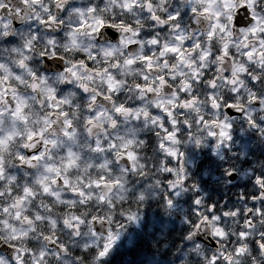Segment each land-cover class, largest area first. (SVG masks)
<instances>
[{
    "label": "snow or ice",
    "instance_id": "snow-or-ice-1",
    "mask_svg": "<svg viewBox=\"0 0 264 264\" xmlns=\"http://www.w3.org/2000/svg\"><path fill=\"white\" fill-rule=\"evenodd\" d=\"M24 7H28L29 4L35 6L40 4L41 0H21ZM63 0H55L57 5L61 4ZM199 2H207L208 7H205L202 12H197L196 8H192L194 15L214 16L215 21L211 24L209 31L206 33L207 48L201 43L199 37L196 38L194 43L189 45L185 44L188 39L186 34L180 33L173 37L176 41L175 44H170L166 41L161 43L159 39L153 36L146 42L139 39H126L120 37L119 44L129 49L135 48L137 45L143 47L145 43L156 49L151 55L144 54L138 57L125 58V66H133L142 63L146 66L148 72L156 71L157 67L153 65L154 58L163 59L165 70L170 75H157L154 79L149 80V77L145 75L143 77V83L137 81L135 89L138 93H152L154 86L158 84L159 87H167L169 80H176L177 74H175L174 66L170 65L168 56H171L178 64L183 65L190 72L191 79H183L184 73L179 72L178 75L182 78L179 83L181 87L178 89V93H183V96L177 95V100L168 101L166 106L163 103H157L156 109L164 113L165 119L161 120L159 116L153 115L151 112L137 108L133 105L125 103L116 104L113 101V111L115 115L108 114V127L117 129L120 126V119L125 118V131L126 135H114L109 136L107 130L103 133V139L99 135L93 136L94 130L97 127V121H102L104 118L103 112H94L90 115L85 124L87 127V136L90 138L86 147V151L94 154L93 158L88 162L87 167H99L106 169L109 173L122 171L124 173L136 172V161L138 159L137 153L134 150L137 144H143L144 140L136 127H127V122L132 120L139 123L141 120L149 122L151 127L156 131L152 135L155 137H162L159 143V148L170 158L167 164L171 163V160H175L180 164L179 168L171 166H165L164 171L167 173V187L166 195L163 197L164 202L169 210L174 208L176 201L173 200V196L177 200L189 192L193 193L190 196L191 208L190 215L187 223L190 225V229L187 231V239L192 240L193 235L198 232L202 226L211 231V235L219 242H223L225 239H229V233L227 231L229 227V221L237 222L238 229L237 234L239 240H237V247L234 252L236 256L244 254L247 249L240 244V241H248L252 239V243L256 245L257 250H264V174L254 177L255 185L257 189L251 193H240L237 199L243 201L242 205L234 204L228 207L223 205L217 207L215 203L205 201V198L201 195V188L196 183L189 184L188 177L184 174V167L181 163L184 157V153L172 147L180 143V135L182 132H187L188 138L191 140V131L194 126L201 131L207 129V137L212 142L215 154L221 159H224L225 152H230L234 143V130L237 128L235 118H242L239 125L243 128L245 125L248 129L258 132L261 136H264V119H260V113L264 112V40H261V48H249L247 44V35L238 42L237 46L241 48L240 56L241 62H237L230 43L225 42L222 46H217L216 35L220 33H226V26L220 22V13L213 12L212 7L216 0H199ZM224 4V10L230 11V5L233 4V0H221ZM254 0H242L241 8L245 10L252 7ZM126 9H131L140 6L138 0H125L124 4ZM148 11L151 13V20L157 24H174L180 20L179 14L169 15L167 20L162 19L155 12H152V4L146 3ZM49 12L46 17L37 15L35 21L42 25L48 26L45 33L41 35L39 29L35 30L23 38L22 32L16 31V36H13L12 31L18 30L21 27L20 22L13 21L11 19L14 14L16 17H23L24 13L21 7H13L0 0V12H6L7 18L0 15V38H7V41L13 45H17L20 41L17 37L22 38L23 42L19 47L13 46L12 52L16 53L18 59L16 65L19 70H26L29 79H25L20 74H14L10 68L4 63L0 62V182L7 181L9 197H12L11 185L19 181V177L16 175H7L4 155L9 152L11 143L15 142V137L18 134L11 130L12 125L15 123L25 124L29 123V114L27 109L29 108V102L33 105L40 100H44L47 107L51 111L45 116L44 123L47 127L42 128L39 133L29 131L25 142L21 145L23 149L27 151V155L21 152L15 154V160L18 167L36 168L40 162L47 158L52 159L50 154L49 145L52 148L57 146L56 140H49L45 138V133L52 128L51 120L49 116L64 117L62 136L67 140L78 141V133L74 129L73 121L69 119V113L61 110V105L69 103L68 100L61 98V94L57 92L55 86L50 84L47 76H42L39 71H35L30 67L33 62L32 57L28 54L33 52V48L37 43H44L46 46L40 49L39 56L49 64L54 61H60L65 65L61 72L57 73L56 79L65 85H70L73 80L77 81V88L85 95L89 92V84L84 82L85 80H92V76L84 77L81 75V70L84 72L92 71L96 75H105V83L107 85V91L111 93H118L119 88L123 87L120 80L116 79L108 67H105L102 72L100 70L91 69L85 65L83 61L79 64L71 63L63 56L59 55V48L57 46V38L59 37V28L56 30L55 36L52 35L51 25L63 26V20H58L56 16L51 15L50 9H45ZM63 11V9H61ZM81 17V22L78 26H73L70 32L65 33L64 40H67L71 45L78 46L77 36L84 33L85 29L90 31L87 33L92 36L95 33H99L105 29V27L112 29H120L124 33H131L132 37L141 36V32L134 29L124 23L120 24H108L105 25V21L96 17L94 24H90L87 19H84V11L81 9H74ZM96 8L90 7L87 9L89 15L95 13ZM228 19L231 21L232 17ZM252 21L256 23V26L248 29V32L255 35L258 31H264V28L260 27L261 21L255 15L252 16ZM31 25L32 19L29 17L26 21ZM137 27L140 25V21L136 22ZM180 25L176 24L174 30L179 31ZM244 30L241 29V32ZM151 35V33H149ZM230 35V33H228ZM223 38V37H222ZM65 51H71V47L67 44L64 46ZM116 49L104 50L106 57H111L115 53ZM123 55V52L120 53ZM196 54L199 57V63L194 60H187L190 55ZM90 59L94 60L95 56H90ZM217 62V63H212ZM38 63V61H37ZM109 63V61H105ZM212 64L216 68V71L209 75V65ZM221 65H227L221 67ZM120 62L112 64L113 69L120 68ZM222 73V79H221ZM10 77L24 87L29 88L33 93L39 92V96H22L19 94L16 87H14L10 81ZM67 77H71L68 79ZM218 82L230 89L228 96H222L218 98L216 93ZM204 85L210 90V94L207 95V100L210 104L211 110L217 115L213 118H209L206 115H200V110L195 107L198 104L199 98L194 92L189 90L193 88V85ZM42 85H48L42 88ZM241 94H243L241 96ZM97 95H100L97 93ZM238 97L240 98L238 101ZM96 96H92L88 105L89 111L92 110V105L96 102ZM105 100H111V95L104 96ZM143 96L140 99L143 100ZM4 105H7L5 108ZM45 104L41 103L40 107H44ZM176 109L183 111L193 110L196 113V119L194 122H190L187 119L183 120V124L176 118ZM9 127V131L5 133V126ZM104 127L103 123L99 125ZM23 138V137H22ZM40 139L44 145L45 151L36 150L35 140ZM202 140L197 137L195 139V145L201 146ZM107 154L101 158L102 154ZM83 152H77L75 150H69L67 155L62 159L61 165H44L45 175H34L32 182L39 186L40 192L49 200H54L59 206L57 212L56 209L49 206L47 208V215L37 212L34 215H22L21 209L24 208L26 202L34 200L38 193L33 190L29 183H25L22 194L16 195L13 199L10 207H4L3 212L8 214L11 209H15V219L17 221L23 220L32 227L29 231L22 232L19 235H13V240L26 239L31 233H37L39 238L46 241L52 248L56 249L55 259H60L61 252H67L69 249L65 247L61 242L60 234L58 230L63 229L70 237H73L75 242L80 244L82 249L86 253L91 251L95 255L97 264H107V257L113 251L117 242L120 240V229L124 226L117 224L115 228L109 227L106 233H103L97 224L108 223L112 224L111 215L105 217L101 212H87L82 213L81 209H84L88 205V201L95 197L98 200V204L101 209L113 208L114 202L111 197V189L119 187L122 191L124 185L119 178L110 179L109 175H101L98 179L91 183H85L83 177H81L78 183H73L71 178V172L73 169L80 167V160L82 159ZM124 162L125 167L120 169L118 165ZM111 166V167H110ZM143 167V165H141ZM230 168L225 169V176H232ZM159 183V181H157ZM62 185L63 190L59 189ZM80 185H83L81 187ZM55 186V189H54ZM105 189L108 191L100 193L98 196L96 192L85 191V189ZM5 195L0 191V197ZM141 201L145 199L144 194H140L138 197ZM95 213V214H94ZM121 216L128 222L133 224H139V217L137 213L131 212L128 214L121 213ZM6 223V222H5ZM43 226L42 228L40 226ZM260 225L259 235H256L255 226ZM15 232V229H12ZM257 239L259 243L257 245ZM218 246V245H217ZM200 245L195 244V251H199ZM18 255L15 258V264H24L21 259V250H17ZM49 252L44 248L39 249V256L36 258L33 253V264H44ZM232 264V257L228 252H221L219 255L213 254L208 258V264ZM0 264H6L4 258L0 257Z\"/></svg>",
    "mask_w": 264,
    "mask_h": 264
},
{
    "label": "clouds",
    "instance_id": "clouds-1",
    "mask_svg": "<svg viewBox=\"0 0 264 264\" xmlns=\"http://www.w3.org/2000/svg\"><path fill=\"white\" fill-rule=\"evenodd\" d=\"M5 2L11 5L13 9L17 6L21 7L24 13L23 17H16L14 14L11 17L13 21L21 23L20 29L10 30L13 36H16V31H19L24 34L23 38H27L29 34L37 29H39L41 35H43L48 26L38 24L35 21V17L37 15L46 17L49 15V12L45 11V9H50L51 15L56 16L58 20H63V26L51 25L53 36H55L56 30L59 28V37L57 38V46L59 48L58 54L71 63L79 64L83 61V63L91 69L100 70L101 72L105 67H108L113 76L123 84V87L119 88L118 93L110 94L107 91L105 75H96L92 71L84 72L81 70L82 76L93 77L92 80L84 81L89 84V92L85 95L77 88V81L73 80L70 85H65L56 79L57 73L61 72L65 65L60 61H54L49 64L40 58V49L46 46L44 43H37L33 48V52L28 54L33 59L30 67L35 71H39L42 76H47L50 84L55 86L57 92L61 94V98L69 101V103L61 105V110L69 113L68 118L73 121L74 129L78 133L79 143L75 140H67L62 136L64 117L59 116V114L49 116L48 119L51 120L52 128L45 133V138L50 141H57V146L55 148L49 145L52 159L49 160L46 155L45 159L42 160L36 168L29 169L26 165L24 167H18L15 154L17 152H21L24 155L28 154L21 145L25 142V138L29 131L39 133L42 128L47 127L44 123V118L51 109L47 107L44 100H40L34 105L30 101L29 108L27 109L29 123L27 125L20 123L12 125L11 130L18 134L15 137V142L11 143L9 152L4 155L6 177L7 175H16L19 177V181L11 185L12 197H9L7 194L8 186L6 179L4 182H0V191L5 193L3 197H0V257L4 258L6 264H15V258L18 255L17 250H21V259H23L24 264H33V253H35L36 258H38L39 249L41 247L49 252L44 264H97L94 253L88 251L85 258V252L80 244L76 243L74 238L70 237L63 229L58 230V233L60 234L61 242L64 243L69 251L61 252L59 260L55 259L56 249L52 248L42 238H39V229L37 233L29 232L26 239L13 240V235H19L22 232L29 231L32 226L28 225L23 220L17 221L15 219V209L10 208L8 214L3 212L4 207H10L16 195L22 194L25 183H29L38 195L34 200L25 203L24 208L21 209L22 215H34L37 212L47 215V208L49 206L53 207L58 212L59 206L54 200H49L48 197L40 192L39 186L32 182V178L34 175H45L44 165L46 164L61 165L62 159L67 155L69 150L83 152L82 159L80 160V167L78 169H73L70 174L74 184L78 183L81 177H83L85 183H91L101 175H109L110 179L119 178L124 185L123 191L119 187L110 190V198L115 205L113 208L101 209L98 200L93 197L92 200L88 201V205L84 209H81L82 213L94 212L95 210V212H101L105 217L111 215V225L108 223L102 225L97 224V227L100 228L103 233H106L109 227L115 228L117 224H121L124 226L120 229V239L124 237L126 233L131 237L132 233L130 229L133 226L139 227L145 222V209H159V215L161 217L157 223L149 224V228H155L163 224V217L173 218L172 227L174 229L176 223L184 227L182 239L178 243L172 244V241L169 240L159 247L157 246L158 241L155 238L156 233L144 231L142 235L152 241L151 250L143 252L135 264H208L209 257L213 254L219 255L221 252H228L231 255L232 264H264V250H257L251 238L246 242L240 241V244L243 245L247 251L240 256L235 255L234 249L238 246L236 242L239 240L237 234L239 225L237 222L229 221V227L227 229L229 239H225L223 242L217 241L211 235V231L204 226L193 235L191 241L187 239V231L190 229V225L187 223L190 215L188 207L191 208V204L188 205V207H185V204L193 193L189 192L182 195L178 200L173 196V200L176 201L174 208L172 210L167 208L163 200V197L167 194V173L164 171V168L165 166L179 168L180 164L175 160H171V163L167 164L170 158L159 148L162 137H155L152 135L155 133L156 129L151 127L150 121L144 122L141 120L137 123L136 121L130 120L127 122V127H136L144 140L143 144H137L134 149L138 157L136 161V172L129 171L128 173H124L122 171H116L109 173L108 170L99 167H87L88 162L94 156V154L86 151L90 138L87 136L88 126L85 124V121L90 115H93L94 112L97 111L104 113L103 120L97 121V127L94 130L93 136L99 135L101 139H103L105 130H107L109 136L117 134L126 135L125 118L120 119V126L117 129L108 127V114L111 113L113 116L115 115L113 111V101H115L116 104L125 103L147 110L163 120L165 119L164 113L156 109V104L163 103L170 107V105H168L169 100L177 103L179 102L177 100V95L183 96V93H178V89L181 87L179 81L182 79L178 75L179 72L185 74L183 79H191L189 70L174 61L171 56H168L170 65L174 66L175 74H177L176 80H169L168 86L163 88L159 87L157 84L154 86V91L152 93H138L135 89V84L137 81L143 83V77L145 75L149 77V80H152L157 75L170 74L166 72L163 59L159 58L158 54L157 58H154L152 61L153 65L157 67L156 71L148 72L146 66L139 63V61L133 66H125V58L138 57L144 54L151 55L156 49L148 46L146 43L143 47L137 45L132 49L123 47L119 44L120 37L123 36L126 39H139L146 42L148 39L155 36L161 43L167 40L168 43L175 44L176 41L173 37L182 32L188 37L185 41L186 45L190 46L189 42L194 43L196 38L199 37L201 43L207 48L208 42L206 33L209 31L211 24L216 22L215 17L194 15L192 13V8H196L197 12H202L205 7H208L207 2L201 3L199 0H150L152 12H155L162 19L167 20L169 15H180L181 18L179 21H176L174 24L164 25L157 24L151 20V13L146 7V3L149 2V0H138L140 6L131 9L125 8V0H63L59 5L55 3V0H41L40 4L35 6L29 4L28 7H24L21 0H5ZM241 2L242 0H233V4L230 5V11L224 10V4L221 0H216L212 7L213 12L220 13V22L226 26L227 30L226 33L223 34L219 31L217 32L216 44L217 46H222L225 42L230 43L234 57L238 63L241 62L240 51L242 46L238 47L237 44L245 35H247V44L250 49L256 48L259 50L261 48L260 42L264 40V31H258L255 35L248 32L249 28L256 26V23L252 21L253 15L259 18L261 21L260 27L264 28V0H254L252 7L247 10L241 8ZM90 7L96 8L95 13L91 15L87 12V9ZM61 9H63V11H61ZM74 9L83 10L84 19H87L90 24H94L95 18L100 17L105 21V25L124 23L140 31L141 36L132 37L131 33H124L120 29H109L107 27L101 32L89 36L87 33L90 30L85 29L84 33L78 34L77 36L78 46L71 45L67 40H64L65 33L70 32L73 26H78L81 22L80 15L75 12ZM0 15L7 18L6 12H0ZM229 16L232 17L231 21L228 19ZM29 17L32 19L31 25L26 23ZM137 21H140L139 27H137ZM176 24L180 25L179 31L174 30ZM241 29L244 31L241 32ZM149 33H151V35H149ZM228 33H230V35H228ZM17 39L20 43L13 45L11 42L7 41V38H0V62L10 68L14 74L22 75L25 81H27L29 77L27 76L26 70L18 69L16 65L18 57L16 53L12 52L13 46L19 47L23 42L22 38L17 37ZM66 44L71 47V51H65L64 46ZM112 48L116 49L115 53L111 57H106L104 55V50ZM121 52H123V55L120 54ZM90 56H95V59H90ZM186 59L194 60L199 63V57L196 54L190 55ZM106 60L109 61V63L106 64ZM117 60L120 62L121 67L113 69L112 64L116 63ZM212 63L214 64L217 62ZM226 66L227 65H221V67ZM209 69V75H212L216 71V68L213 67L212 64L209 65ZM67 78L71 79V77ZM10 81L22 96L40 95L39 92L33 93L29 88L19 85L15 79L11 77ZM47 86L48 85H42L41 87L44 88ZM189 91L194 92L199 98L200 102L196 104L195 107L200 110V115H206L209 118H213L217 115V113L211 110L210 104L206 98L207 95L210 94L209 89L201 84L193 85V88ZM97 93L100 95H97ZM215 94L218 98L228 96L230 94V89L218 82ZM108 95H111V100H105L103 98ZM141 95L144 97L143 100L140 99ZM242 95L243 94H241V96ZM92 96H96L97 98L95 104L92 105L93 111L90 112L88 105ZM239 99L238 97V101ZM41 103L45 104V106L40 107ZM4 107L6 108L7 105H4ZM176 118L181 124H183L184 119L194 122L196 113L193 110L182 112L180 109H176ZM259 118L264 119V112L260 113ZM241 120L242 118L240 117L235 118L237 128L233 133L235 139L232 150L228 152L230 160L228 168L231 169L232 173L237 174V179L240 180L241 183L246 181L251 182V188L249 190V192H251L257 189L254 177L264 174V136H261L254 130L248 129L246 125L240 128L239 125ZM101 123L104 125L103 128L99 126ZM7 131H9V127L6 125L5 133ZM238 132L243 134L244 143L252 145L246 153L241 152L236 147L240 139ZM206 133L207 129L201 131L194 126L191 131V140L188 138L187 132H182L179 137L180 143L172 146L184 153L181 163L185 170L184 174L188 177L189 184L196 183L200 186L196 177L200 176L201 173L193 166V162L200 159L202 153L205 155L211 153L212 156L218 157ZM197 137L202 140L201 146L195 145V139ZM35 146L36 150L45 151L44 145L40 139L35 140ZM106 155V153L102 154L101 158ZM141 165H143V167H141ZM124 167L125 164L121 161L118 168L122 169ZM157 181H159V183H157ZM228 183L229 181L225 179V187H227ZM80 186L83 187V185ZM56 190L66 191L63 189L62 185ZM85 191L96 192L98 196L100 193L108 190H96L93 188L85 189ZM140 194H144L145 196L143 201L138 198ZM201 195L205 198L202 192ZM237 201L238 205L243 204V201L238 199ZM122 212L125 215L131 212L137 213L139 224L137 225L126 221L124 217L121 216ZM40 227L42 228L43 226L41 225ZM260 227V225L255 226L257 236L259 235ZM13 228L15 232L12 231ZM174 234L179 233L176 232ZM256 243L258 245V239ZM170 244H172V246H170ZM195 244L200 245L199 251L194 250ZM213 244L215 247L212 246ZM221 264H223V261H221Z\"/></svg>",
    "mask_w": 264,
    "mask_h": 264
},
{
    "label": "flooded vegetation",
    "instance_id": "flooded-vegetation-1",
    "mask_svg": "<svg viewBox=\"0 0 264 264\" xmlns=\"http://www.w3.org/2000/svg\"><path fill=\"white\" fill-rule=\"evenodd\" d=\"M240 139L237 142L236 147L241 152H248L252 145L244 143L243 134L238 132ZM235 139V138H234ZM219 157L212 156L211 153L205 155L201 154V158L193 162V166L196 167L201 175L196 177L197 182L200 184L201 192L205 195V199L210 203H215L217 207L223 205L228 207L230 205L237 204V196L240 193H251L249 192L251 188V182L246 181L241 183L237 179V174L235 175V180H230L225 176V169L228 168L230 160L228 157V152H225L224 159L221 160ZM227 179L229 183L225 187L224 181ZM219 190V192H218ZM191 204L190 198H188L185 207ZM190 212V207H188ZM161 219L159 215V209H145L144 223L139 227L133 226L132 232H135L131 237L126 235L129 238V243H123V241L118 242L114 248H117L114 251L119 252L122 249H136V250H151L152 241L147 239L142 233L148 231L150 233H156V240L158 241L157 246L167 243L169 240L172 241V244L178 243L182 239L184 232V227L179 223L175 224V229L172 227V221L169 217H163V224H160L158 227L149 228L148 225L152 223H157ZM130 229V230H131ZM178 232L179 234H174ZM170 244V246H172ZM107 259V264H135L137 260H125L122 259L120 254H111Z\"/></svg>",
    "mask_w": 264,
    "mask_h": 264
},
{
    "label": "trees",
    "instance_id": "trees-1",
    "mask_svg": "<svg viewBox=\"0 0 264 264\" xmlns=\"http://www.w3.org/2000/svg\"><path fill=\"white\" fill-rule=\"evenodd\" d=\"M218 192H219V190H218ZM142 253H143L142 251L135 249L134 251H130V252L125 253L124 258H122V259H139L140 256L142 255Z\"/></svg>",
    "mask_w": 264,
    "mask_h": 264
},
{
    "label": "rangeland",
    "instance_id": "rangeland-1",
    "mask_svg": "<svg viewBox=\"0 0 264 264\" xmlns=\"http://www.w3.org/2000/svg\"><path fill=\"white\" fill-rule=\"evenodd\" d=\"M219 159V158H218ZM137 227V226H136ZM130 232L132 233V235H134L135 234V232H132V229L130 230ZM126 235H128L129 236V234L128 233H126ZM129 238L128 237H126V236H124V237H122L118 242L120 243V241H123V243H129ZM117 248H119V247H117ZM117 248H114L113 249V251H112V253L111 254H121L122 252L121 251H119V252H117V251H114V250H116Z\"/></svg>",
    "mask_w": 264,
    "mask_h": 264
},
{
    "label": "water",
    "instance_id": "water-1",
    "mask_svg": "<svg viewBox=\"0 0 264 264\" xmlns=\"http://www.w3.org/2000/svg\"><path fill=\"white\" fill-rule=\"evenodd\" d=\"M230 180H235V175L234 174H232V176H230V177H228ZM170 218V220H172L173 221V218L172 217H169ZM213 247H215V245L213 244L212 245Z\"/></svg>",
    "mask_w": 264,
    "mask_h": 264
}]
</instances>
